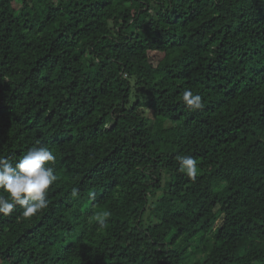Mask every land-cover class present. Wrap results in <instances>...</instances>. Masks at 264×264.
<instances>
[{
	"label": "trees",
	"instance_id": "1",
	"mask_svg": "<svg viewBox=\"0 0 264 264\" xmlns=\"http://www.w3.org/2000/svg\"><path fill=\"white\" fill-rule=\"evenodd\" d=\"M33 145L0 264H264V0H0V155Z\"/></svg>",
	"mask_w": 264,
	"mask_h": 264
},
{
	"label": "clouds",
	"instance_id": "2",
	"mask_svg": "<svg viewBox=\"0 0 264 264\" xmlns=\"http://www.w3.org/2000/svg\"><path fill=\"white\" fill-rule=\"evenodd\" d=\"M182 101L189 110L203 107L201 95L191 89H185ZM56 161L54 152L46 146L33 145L23 155L13 161L5 155H0V215L9 216L17 207L21 209V217L31 219L49 206V190L58 177L53 165ZM179 171L188 178L197 176V161L192 156H180ZM78 189L73 188L71 196H78ZM95 196V193H90ZM109 212L97 216L96 221L104 227Z\"/></svg>",
	"mask_w": 264,
	"mask_h": 264
}]
</instances>
